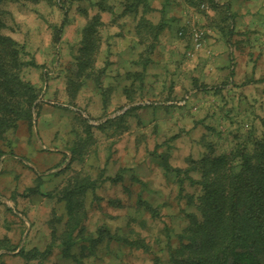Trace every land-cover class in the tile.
Here are the masks:
<instances>
[{
	"label": "rangeland",
	"instance_id": "374dc122",
	"mask_svg": "<svg viewBox=\"0 0 264 264\" xmlns=\"http://www.w3.org/2000/svg\"><path fill=\"white\" fill-rule=\"evenodd\" d=\"M123 1L105 0L104 14L81 0L0 5V34L20 47V78L37 92L30 119L0 133V264H198L197 243L188 249L184 239L201 193L186 179L189 161L228 157L264 133V0H213L215 11L208 0H165L167 10L147 0L155 32L131 40ZM88 24L104 72L81 85L74 56ZM129 48L137 55L126 56ZM160 158L180 176L165 174ZM81 182L93 186L72 238L110 235L93 257L81 255L84 241L74 245V262L61 253L68 218L59 193Z\"/></svg>",
	"mask_w": 264,
	"mask_h": 264
},
{
	"label": "trees",
	"instance_id": "16d2710c",
	"mask_svg": "<svg viewBox=\"0 0 264 264\" xmlns=\"http://www.w3.org/2000/svg\"><path fill=\"white\" fill-rule=\"evenodd\" d=\"M7 1L22 0H0V5ZM31 1L37 4L44 0ZM146 1L124 0L118 5L124 9L123 14L127 13L135 20L134 35L137 37L144 35L141 32L143 29L150 34L155 32L145 18L147 12L153 10L152 7L147 6ZM184 1L192 5L194 1L205 0ZM208 1L211 9L215 11L218 4L213 0ZM104 2L105 0L96 2L95 7L98 12L111 13V7L106 6ZM92 20L100 23L98 15ZM3 27L4 24L0 18V29ZM57 39L58 37L56 41ZM98 46L99 36L94 26L88 24L82 31L81 46L77 55L74 56L75 76L81 85L87 79L100 83L104 70L94 67V56L99 51ZM19 56L18 44L0 34V133L13 127L19 120L30 119L29 111L36 100V89L20 78L24 64ZM132 77L134 80H142V76H136L135 73ZM249 144L250 146L239 147L228 157L205 156L199 161H189L191 166L186 170V179L190 184L200 186L201 193L190 201V204L198 211L199 218L191 221L188 229L190 233H187L184 239L188 241L186 245L188 249L192 247L189 246L191 243H197L199 250L192 256L197 259L198 264H220L221 257L223 259L230 257L233 264H244L243 262L248 263L257 255H264V133L259 139H251ZM159 163L165 174L175 173L176 177L180 176L179 168L163 163L162 158ZM190 171H197L200 178L193 180L188 176ZM92 186L93 184L89 182H81L70 188L67 186L59 193V201L65 204L68 218V233L62 243L61 253L64 258L72 259L74 262L77 261V255L71 253L74 245H80V242L84 241L81 243V255L93 257L94 250L102 240V234L110 235L108 230H100L96 239L82 237L78 243L77 239L72 238L73 233L80 226L81 218H85L84 194ZM79 231L82 234L84 229L80 228ZM110 238L114 239L113 236ZM123 244L130 246L131 242H123ZM50 251L36 253V258Z\"/></svg>",
	"mask_w": 264,
	"mask_h": 264
},
{
	"label": "crops",
	"instance_id": "0c3cea01",
	"mask_svg": "<svg viewBox=\"0 0 264 264\" xmlns=\"http://www.w3.org/2000/svg\"><path fill=\"white\" fill-rule=\"evenodd\" d=\"M82 4L81 6H78V7H83V4H84V9H96L97 10V7H95V4L96 2H99V0H81ZM177 6V5H175ZM155 7H158V8H165L166 10L167 9H172L174 6L172 3L168 4L166 3L165 0H157L156 1V4H155ZM78 9V8H77ZM104 14V13H103ZM101 21H106L105 18H103V20ZM120 23V22H119ZM122 26L123 25H126L128 26V31H130V33L128 32V36H129V40H131V38H133V35H134V26H135V20H133L132 18H127L126 20H124L121 24ZM134 39V38H133ZM126 56H136L137 55V50H132L131 48L127 49L126 53H125ZM221 59V57L219 58ZM222 60V59H221ZM223 61V60H222ZM227 64V63H226Z\"/></svg>",
	"mask_w": 264,
	"mask_h": 264
},
{
	"label": "built area",
	"instance_id": "2783aa9c",
	"mask_svg": "<svg viewBox=\"0 0 264 264\" xmlns=\"http://www.w3.org/2000/svg\"><path fill=\"white\" fill-rule=\"evenodd\" d=\"M182 33H180L181 35ZM201 36L200 34L198 33H194L192 36H191V46H192V49L193 51H197L201 48Z\"/></svg>",
	"mask_w": 264,
	"mask_h": 264
}]
</instances>
